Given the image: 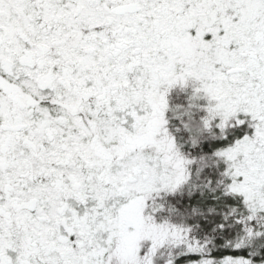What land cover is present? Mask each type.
Masks as SVG:
<instances>
[{"label": "snow or ice", "instance_id": "snow-or-ice-1", "mask_svg": "<svg viewBox=\"0 0 264 264\" xmlns=\"http://www.w3.org/2000/svg\"><path fill=\"white\" fill-rule=\"evenodd\" d=\"M0 264H264V0H0Z\"/></svg>", "mask_w": 264, "mask_h": 264}]
</instances>
